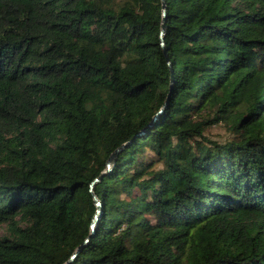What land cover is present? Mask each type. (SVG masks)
<instances>
[{"label": "trees", "instance_id": "16d2710c", "mask_svg": "<svg viewBox=\"0 0 264 264\" xmlns=\"http://www.w3.org/2000/svg\"><path fill=\"white\" fill-rule=\"evenodd\" d=\"M162 1L0 0V264H264V0Z\"/></svg>", "mask_w": 264, "mask_h": 264}, {"label": "water", "instance_id": "95a60500", "mask_svg": "<svg viewBox=\"0 0 264 264\" xmlns=\"http://www.w3.org/2000/svg\"><path fill=\"white\" fill-rule=\"evenodd\" d=\"M164 8H165V2H164V0H163V1H162V15H164V13H165V9H164ZM163 34H164V17L162 18L161 28H160V40H161V44H162V45H163ZM168 63H169V61H168ZM121 147H122V145H120L119 147L115 148L114 151H112V152L110 153V155L108 156L107 161H106V165H107L108 168H110L111 164H112L113 161L115 160V157H116L118 151L121 149ZM99 177L101 178V177H102V174H101ZM96 180H97V178H95V179L90 183V186H92L93 183H94V181H96ZM93 198H94V201H95V203H96V205H97V210H96V214H95L94 217H93V221H92V223H91V228L94 227V225H95V223H96V221H97V219H98V217H99V212H100V201L97 199V197H96L94 194H93ZM88 238H89V235L87 236V238H86L85 240H87ZM77 251H78V250H77ZM77 251H75V252L70 256V258H72V257L75 255V253H76ZM70 258H69L64 264H68Z\"/></svg>", "mask_w": 264, "mask_h": 264}, {"label": "rangeland", "instance_id": "374dc122", "mask_svg": "<svg viewBox=\"0 0 264 264\" xmlns=\"http://www.w3.org/2000/svg\"><path fill=\"white\" fill-rule=\"evenodd\" d=\"M207 132L213 136L223 137L225 135V127L223 123H216L210 126ZM0 232H4V229L1 227Z\"/></svg>", "mask_w": 264, "mask_h": 264}]
</instances>
